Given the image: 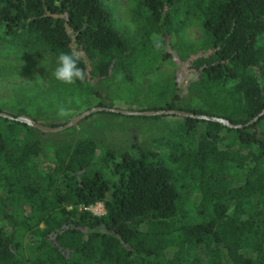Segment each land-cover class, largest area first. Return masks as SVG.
<instances>
[{
  "label": "trees",
  "instance_id": "16d2710c",
  "mask_svg": "<svg viewBox=\"0 0 264 264\" xmlns=\"http://www.w3.org/2000/svg\"><path fill=\"white\" fill-rule=\"evenodd\" d=\"M130 1L132 35L105 0H0V55L46 65L55 91L75 86L105 107L99 87L113 74L131 80L151 53L178 59L182 85L163 79L160 105L141 110L229 125L171 115L148 147L97 152L70 137L44 155L42 131L0 117V264H264V112L247 123L264 108V0ZM193 24L202 37L183 40ZM73 49L88 77L62 84L56 58Z\"/></svg>",
  "mask_w": 264,
  "mask_h": 264
},
{
  "label": "rangeland",
  "instance_id": "374dc122",
  "mask_svg": "<svg viewBox=\"0 0 264 264\" xmlns=\"http://www.w3.org/2000/svg\"><path fill=\"white\" fill-rule=\"evenodd\" d=\"M105 1L115 26L132 35L136 26L130 14L133 3L130 0ZM180 37L193 41L200 39L202 32L198 25L193 24L186 26ZM4 52L5 55H0V112L34 117L36 123L47 126L51 122L64 123L93 107L92 104L96 102L97 99L84 89L78 90L75 86L55 91L50 83V73L45 68L48 66L39 67L31 59H19L14 52ZM171 54L174 55L173 52ZM158 57L157 54L151 53L138 60L131 80L124 79L119 73L113 74L99 87L101 99L122 110L138 111L160 105L162 98L157 94L161 81L174 74L178 85L181 86L188 72L185 70L186 62L171 57ZM6 67H12L8 68L11 72H3ZM153 81L156 83H152ZM179 93L183 91L179 90ZM61 106L68 110L67 116L58 115ZM177 121L179 118L171 115L152 119L94 112L82 118L72 128L57 132H38L36 135L42 146H48L43 152L44 155L49 154L50 147L54 149L70 137L93 138L98 143L97 152L103 147L121 150L136 142L145 147L151 146L152 139L167 136L168 129ZM2 123L0 118V125ZM89 209L94 214H100L103 210L99 204Z\"/></svg>",
  "mask_w": 264,
  "mask_h": 264
},
{
  "label": "water",
  "instance_id": "95a60500",
  "mask_svg": "<svg viewBox=\"0 0 264 264\" xmlns=\"http://www.w3.org/2000/svg\"><path fill=\"white\" fill-rule=\"evenodd\" d=\"M113 112L117 113L120 115L124 116H161V115H177L180 117H190V118H195V119H203V120H209V121H214V122H220L225 125H229L226 120H224L221 117H214V116H209V115H195L192 113H188L182 110H175V109H153V110H138V111H132V110H122V109H117L114 107H105V106H93L88 108L85 111H82L69 119L68 121L64 122L61 125L53 126V127H48V126H43L41 124H38L34 121L31 120L28 116L25 115H19L16 117H12L11 115H8L6 113L0 112V117L5 118V119H14L16 121L24 122L29 126H33L36 129L42 131V132H57L60 130L67 129L71 126H74L77 124L82 118L86 117L87 115L94 113V112ZM264 112V108L256 115L253 117L251 120H249L247 123H252L254 122L258 116H260Z\"/></svg>",
  "mask_w": 264,
  "mask_h": 264
},
{
  "label": "clouds",
  "instance_id": "9594fccd",
  "mask_svg": "<svg viewBox=\"0 0 264 264\" xmlns=\"http://www.w3.org/2000/svg\"><path fill=\"white\" fill-rule=\"evenodd\" d=\"M83 60L84 54L80 50L73 49L69 52L60 53L56 58V67L52 71L53 78L66 85H73L77 81H86L88 73L80 66ZM58 115L60 117L67 116L68 110L61 106Z\"/></svg>",
  "mask_w": 264,
  "mask_h": 264
},
{
  "label": "built area",
  "instance_id": "2783aa9c",
  "mask_svg": "<svg viewBox=\"0 0 264 264\" xmlns=\"http://www.w3.org/2000/svg\"><path fill=\"white\" fill-rule=\"evenodd\" d=\"M95 204H99V205H101L100 203H95ZM95 204H93V205H95ZM93 205H90L89 207H87V209H89L91 206H93ZM102 206V205H101ZM102 209H103V207H102ZM90 210V209H89ZM104 212V210H102V213ZM93 213V212H92ZM102 213H100V214H102ZM94 214V213H93ZM100 214H95V215H100Z\"/></svg>",
  "mask_w": 264,
  "mask_h": 264
}]
</instances>
